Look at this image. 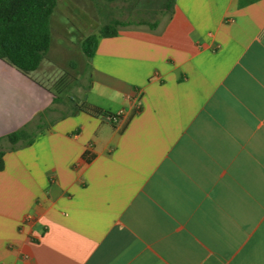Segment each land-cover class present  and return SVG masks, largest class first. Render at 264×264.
Returning <instances> with one entry per match:
<instances>
[{"label": "crops", "instance_id": "1", "mask_svg": "<svg viewBox=\"0 0 264 264\" xmlns=\"http://www.w3.org/2000/svg\"><path fill=\"white\" fill-rule=\"evenodd\" d=\"M145 1L66 114L46 120L53 59L0 60V138L49 110L31 146L2 142L0 264H264V0Z\"/></svg>", "mask_w": 264, "mask_h": 264}, {"label": "trees", "instance_id": "2", "mask_svg": "<svg viewBox=\"0 0 264 264\" xmlns=\"http://www.w3.org/2000/svg\"><path fill=\"white\" fill-rule=\"evenodd\" d=\"M118 1V0H107ZM58 0H0V60L6 62L25 76H32L37 71L51 47V18ZM172 7V5L170 6ZM127 24L113 20L100 28L99 34L85 37L81 43L83 54L88 60L95 56L100 37H115L121 27ZM155 27L156 24L151 25ZM54 102H60L59 96ZM79 111L94 117L117 118L101 108L83 103ZM45 114L36 117L22 129L0 138V171L5 168L6 150L4 140L10 143V150L31 146L38 133L44 127Z\"/></svg>", "mask_w": 264, "mask_h": 264}, {"label": "rangeland", "instance_id": "3", "mask_svg": "<svg viewBox=\"0 0 264 264\" xmlns=\"http://www.w3.org/2000/svg\"><path fill=\"white\" fill-rule=\"evenodd\" d=\"M84 6L92 15L97 17V8L100 6L99 14L106 13L107 17H113L115 20L121 21H137L150 15L152 11L145 0H61L59 9L54 12L51 18V47L46 57L53 59L52 65L55 67L53 71H48L49 75L45 78L50 83L51 88L60 98V102L55 103L54 113L46 120H51L52 116H60L66 114L67 111L75 106L79 101L84 99L80 95L79 88L83 90L85 82H88L90 73L88 60L80 49L68 45L69 41L78 39L81 34H96V25L99 29L106 24H110L112 20L99 19L93 22L88 16L81 13L75 6L76 3ZM154 8L158 11L160 8H167L173 3V0L156 1ZM103 6H106L105 8ZM152 14V13H151ZM106 19V18H105ZM110 21V22H109ZM95 23V24H94ZM78 76H83V82L78 81Z\"/></svg>", "mask_w": 264, "mask_h": 264}]
</instances>
